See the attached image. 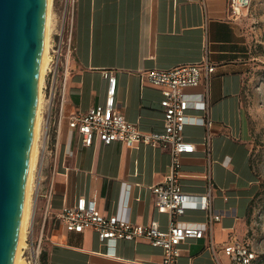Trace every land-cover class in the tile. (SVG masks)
<instances>
[{
  "label": "crops",
  "instance_id": "0c3cea01",
  "mask_svg": "<svg viewBox=\"0 0 264 264\" xmlns=\"http://www.w3.org/2000/svg\"><path fill=\"white\" fill-rule=\"evenodd\" d=\"M206 44L216 63L209 82L211 145L206 143L203 122L185 124V138L196 149L182 155L180 179L187 191L203 192L210 181L213 184L212 203L222 213L212 225L218 260L207 237L188 238L170 264H229L223 242L231 237L248 240L246 222L260 180L251 156L250 120L242 103L248 52L242 17L230 14L228 0H75L73 54L67 75H61L59 82L64 88L62 142L55 161L50 156L42 160L43 172L53 180L42 251L46 264H166L163 247L146 238L102 242L93 228L67 230L54 213L86 196L94 200L98 212L117 213L136 223L156 220L167 230L170 213L155 206L152 186L169 171V151L146 142L128 146L119 139L105 144L98 137L86 145L82 133L71 130L68 121L105 101L104 72L113 70L116 105L126 118L142 131H163L162 86L144 72L199 61ZM204 89L201 83L187 91ZM202 113L199 106L188 109L189 115ZM39 193L35 217L39 216L41 228L46 198L42 189ZM180 219L202 222L207 212L188 209Z\"/></svg>",
  "mask_w": 264,
  "mask_h": 264
},
{
  "label": "built area",
  "instance_id": "2783aa9c",
  "mask_svg": "<svg viewBox=\"0 0 264 264\" xmlns=\"http://www.w3.org/2000/svg\"><path fill=\"white\" fill-rule=\"evenodd\" d=\"M253 0H228L229 12L232 16L242 17L249 11ZM75 0H66L60 25L50 39L49 60L46 66L43 85L41 87L44 102L42 106L43 122L41 124L40 149L42 160L52 157L55 161L62 142L61 107L64 88L60 87L61 75H67L69 58L73 54ZM63 73L61 74V72ZM216 71V63L211 60L210 50L206 44L201 60L186 62L167 69L151 68L145 70L146 77L162 86L161 105L164 111V130L142 131L139 126L128 120L116 105L117 76L113 70H105L108 79L106 99L102 103L91 106L86 112L73 114L68 121L71 130H79L84 144L90 145L96 137L105 144L114 140H122L128 146L140 142L158 145L167 149L171 156L170 168L164 179L152 186L155 206L170 213L167 230L160 228L154 220L151 223H136L121 217L117 213L104 214L96 210L95 202L80 196L73 205L65 204L54 213L69 231L81 232L93 228L102 242H114L117 239H135L143 237L153 245L164 249L166 264L175 261L181 254V244L188 238H208V246L218 260L217 248L212 234V225L222 217L212 203L213 184L203 192L187 191L181 182L182 160L185 153L193 152L196 144L185 138L184 128L188 122L201 121L207 128L206 143L211 145L210 128L213 119L210 114L211 100L209 82ZM205 84L200 92L187 91L189 87ZM60 99V100H59ZM191 106L203 108L200 115H189ZM42 165V161H41ZM42 184V186H41ZM42 189L46 198L45 214L38 235L37 243L32 241V254L36 253V264L43 251L45 222L50 213V200L53 193V180L47 176L39 178L37 197ZM188 209H202L207 212V219L202 222H186L181 220ZM223 252L229 264H254L257 258L256 249L249 240L231 237L222 244ZM33 258V257H32Z\"/></svg>",
  "mask_w": 264,
  "mask_h": 264
},
{
  "label": "water",
  "instance_id": "95a60500",
  "mask_svg": "<svg viewBox=\"0 0 264 264\" xmlns=\"http://www.w3.org/2000/svg\"><path fill=\"white\" fill-rule=\"evenodd\" d=\"M48 0H0V264H14L40 100Z\"/></svg>",
  "mask_w": 264,
  "mask_h": 264
},
{
  "label": "rangeland",
  "instance_id": "374dc122",
  "mask_svg": "<svg viewBox=\"0 0 264 264\" xmlns=\"http://www.w3.org/2000/svg\"><path fill=\"white\" fill-rule=\"evenodd\" d=\"M65 2L66 0H52L53 16L50 39L60 25ZM242 24L248 45V52L245 54V88L242 103L250 120L252 130L251 156L260 180V190L253 199L247 218L245 237L256 249L257 258L254 264H264V0H253L249 11L242 16ZM43 101H45L44 97ZM42 122L43 115L41 116L36 159L32 170L28 218L24 243L21 247L22 261H25L26 258H32V241L37 243V235L40 230V218L37 214L35 217L37 183L39 178L43 179L47 175L45 170L43 172L41 165L42 150L39 142L41 141ZM32 215L33 221L31 222ZM44 241L45 239L42 242V248ZM41 263L42 253L39 257V264Z\"/></svg>",
  "mask_w": 264,
  "mask_h": 264
},
{
  "label": "bare ground",
  "instance_id": "6f19581e",
  "mask_svg": "<svg viewBox=\"0 0 264 264\" xmlns=\"http://www.w3.org/2000/svg\"><path fill=\"white\" fill-rule=\"evenodd\" d=\"M52 0H48V11H47V25H46V34H45V42H44V50H43V58H42V67H41V80H40V100H39V107H38V113L35 123V134H34V142H33V149H32V155H31V164H30V172L28 176L27 186H26V197H25V206H24V213H23V219H22V225L20 229V235H19V241H18V247L16 251V256L14 260V264H36V253L33 251V255L31 259L26 258L25 261H22L21 258V247L24 243V236H25V228H26V222L28 218V207H29V193H30V185L31 179H32V170L34 167V162L36 159V150H37V143L39 138V128L41 123V116H42V104H43V92H42V85H43V79L44 74L46 70V66L49 60V46H50V35H51V26H52ZM33 221V220H32Z\"/></svg>",
  "mask_w": 264,
  "mask_h": 264
},
{
  "label": "trees",
  "instance_id": "16d2710c",
  "mask_svg": "<svg viewBox=\"0 0 264 264\" xmlns=\"http://www.w3.org/2000/svg\"><path fill=\"white\" fill-rule=\"evenodd\" d=\"M252 202H253V200H252ZM252 204V203H251ZM250 209H251V207H250ZM41 264H46V261H45V255H44V253L42 252V263Z\"/></svg>",
  "mask_w": 264,
  "mask_h": 264
}]
</instances>
